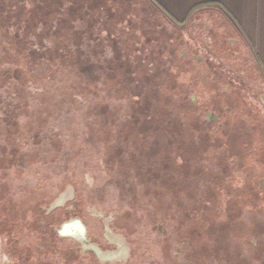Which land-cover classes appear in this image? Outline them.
<instances>
[{
    "label": "rangeland",
    "instance_id": "1",
    "mask_svg": "<svg viewBox=\"0 0 264 264\" xmlns=\"http://www.w3.org/2000/svg\"><path fill=\"white\" fill-rule=\"evenodd\" d=\"M154 7L147 0H0V35L6 43L14 45L12 51L7 52L0 41V81L5 85L0 88V116L4 118L3 111L10 110L6 105L17 102L18 150L34 151L29 165L35 166L25 171V176L35 177L34 181L38 182L40 171L41 179L46 176L54 194L77 165L79 174L82 170L85 172L88 165V184H92L93 177L102 181L100 191L105 192L109 202L97 206V212L88 210V213H82L84 222L89 226V235L100 242L104 227L98 212L108 215L112 211L108 206L113 197L119 196L122 191H130L122 168L112 176L113 179L115 176L122 177L117 185L112 186L110 181L104 183L101 179L99 162L106 149L107 133L122 124L121 121H126L128 128L134 126L135 123L130 122L134 109L139 106L144 108V104L150 103L159 107L168 100L162 94L161 85L167 73L182 72L183 76H187L184 82L194 92L192 101L207 104L211 93H207V87L198 84L195 77L210 72L209 62L217 61L216 55H219L225 59L227 67L240 74L242 79L235 81L242 82L243 89L248 91L245 94L248 106L256 112L258 119L264 120V76L252 47L240 42L234 45L235 54L225 57L227 54L214 44L219 40L221 42L227 33L221 14L207 10L195 17L189 26L187 22L178 25L162 12L159 11V14ZM52 11H55L54 16ZM176 28L179 30H176V38L178 35L181 37L178 44L172 36ZM115 75L125 84L115 79ZM146 77L150 78L149 86L143 83ZM26 79L32 82L27 84ZM14 85L18 86V91L12 88ZM32 86L43 93L31 94ZM156 86L161 88L156 89ZM202 87L206 89L205 93ZM140 88H143V93L139 92ZM222 89L228 91L226 87ZM79 92L83 99L71 98ZM106 109L111 114L103 111ZM212 119L216 120L217 116L209 113L207 120ZM126 127H123L124 130ZM231 127L227 128V135L232 139L235 151L251 153L264 150L263 134L250 136L242 143L241 138H237L240 134ZM151 137L155 140L160 136L154 132ZM4 141L0 140V151H4ZM216 149L206 150L203 147V151ZM246 164L251 165L254 177L264 174L261 173L264 162L257 164L254 156ZM245 172H240L239 176L244 178ZM14 175L12 169L5 178L15 187L8 192L13 193L12 196L9 195L0 204L4 210L12 204L22 210L31 203L27 202L32 196L31 190L38 193V183H35V188L32 184L31 187L26 186L23 179ZM85 191L83 197L87 198L88 192ZM140 206H136L139 208L137 216L140 223L135 231L129 233L117 229V233H126L129 241L142 249V253L161 256L154 235L145 226L150 213L143 209L144 205ZM257 208L253 211L255 220L258 215L264 214V195ZM248 211L245 209L242 218H250ZM28 217H32V212ZM33 239L36 240L34 235ZM67 245L60 249L64 250ZM143 260L140 262L137 256L131 264H150L149 257Z\"/></svg>",
    "mask_w": 264,
    "mask_h": 264
},
{
    "label": "trees",
    "instance_id": "2",
    "mask_svg": "<svg viewBox=\"0 0 264 264\" xmlns=\"http://www.w3.org/2000/svg\"><path fill=\"white\" fill-rule=\"evenodd\" d=\"M147 1L155 6L151 0ZM154 8L160 14L161 11ZM207 10L222 16L227 33L221 42L214 44L227 54L225 57L234 55L240 42L248 47L227 17L216 9L202 8L193 12L188 26ZM51 13L55 15V11ZM176 30L179 31L176 28L173 32ZM177 32L172 33L176 44L181 39L179 35L176 38ZM230 39L237 40L236 46L229 42ZM7 44L14 48L13 44ZM216 57L219 62H209L210 72L195 77L198 84H204L209 90L207 93H211L207 104L192 101L194 92L184 82L187 76L182 72L167 73L161 85L164 92L169 91L162 93L168 100L159 107L150 103L144 104V108L139 106L143 110L134 109L130 122L135 123L134 126L128 128L127 122L121 121L122 124L108 131L105 164L115 170L122 168L127 178L130 191L120 192L121 202L137 210L144 205L143 209L150 213V221H158L159 217L165 221L178 219L180 230L188 229L182 233V241L191 247V259L205 264H264V214L258 215L256 220L253 218L254 209H258L263 200L264 190L259 183L260 176L254 177L251 165L246 164L253 156L257 164H263L264 150L235 151L227 135V128L232 125L231 128L240 134L237 138L245 143L250 136L264 135V120L258 119L248 106L245 95L248 91L243 89L242 82L235 81L241 78L240 74L227 67L224 58ZM118 77L115 75V79L125 84ZM26 81L27 84L32 82L31 79ZM143 83L149 86L150 78L146 77ZM139 92L143 93V88ZM81 94L71 95V98L83 99ZM103 111L111 114L108 109ZM209 113L216 114L217 119L208 121ZM154 132L160 139L151 140ZM203 147L206 150L217 147L218 150L203 151ZM247 147L245 145L246 150ZM239 167L246 171L242 185L237 184L235 173ZM121 179L115 177L116 185ZM245 209L249 210V219L242 218ZM253 239L258 241L259 247L248 246Z\"/></svg>",
    "mask_w": 264,
    "mask_h": 264
},
{
    "label": "flooded vegetation",
    "instance_id": "3",
    "mask_svg": "<svg viewBox=\"0 0 264 264\" xmlns=\"http://www.w3.org/2000/svg\"><path fill=\"white\" fill-rule=\"evenodd\" d=\"M0 41L7 52L12 51L2 35ZM229 42L234 46L237 40L232 39ZM3 86L5 85L0 81V88ZM14 87L15 91H18V86L14 85L12 88ZM29 92L33 95L43 93L38 87L35 89L33 86L30 87ZM75 98L80 99V97ZM6 106H9L10 110L3 111L4 118L0 116V140H6L4 151H0V204L13 194L8 193L15 187L13 182L5 181L12 169L15 172L14 176L23 179L26 186L32 184L34 187L35 183H38L36 186L38 193L31 190L32 196L30 201H27L31 203L25 205L22 210L14 204L8 206V210L2 209L0 205V264H74L84 261H88L87 264H131L137 256L141 259L140 262L149 257L150 264H205L190 258L192 249L186 241H182V233L188 232V229L180 230L178 219L165 221L159 217L158 221L146 222L145 226L150 228L162 255L142 253V249H138L134 242L129 241L126 233H117V229L131 233L140 223L137 209L130 208L131 206L126 202H121L119 196L113 197L111 205L108 206L112 211L108 215L98 212L104 227L101 242L91 237L89 226L84 222L82 213L84 211L88 213V210L97 212V206L109 202L105 192L100 191L102 181L93 177L92 184H88L86 181V177L90 176L88 165L85 166V172L82 170L80 174L77 165L72 167L71 175L63 180L54 194L55 191H51L46 176L41 179L42 174L39 170L38 182L34 181L35 177L25 176L24 172L35 166L29 165L34 151L18 150L17 102ZM1 109L0 101V111ZM101 155L99 162L101 179L104 183L110 181L112 186L116 185L112 176L117 170L105 164L106 151ZM263 171L264 168L261 169V173H264ZM240 172L242 173V168L239 167L235 171L238 185L243 183L242 175L239 176ZM263 175H259V183L264 190ZM85 190L88 192L87 198L83 197ZM29 212H32L30 219L27 218ZM33 235L36 240L33 239ZM66 243L68 245L65 249H60ZM248 246L257 248L259 243L253 239Z\"/></svg>",
    "mask_w": 264,
    "mask_h": 264
},
{
    "label": "crops",
    "instance_id": "4",
    "mask_svg": "<svg viewBox=\"0 0 264 264\" xmlns=\"http://www.w3.org/2000/svg\"><path fill=\"white\" fill-rule=\"evenodd\" d=\"M175 24H185L202 8L223 13L244 40L264 75V0H151Z\"/></svg>",
    "mask_w": 264,
    "mask_h": 264
}]
</instances>
